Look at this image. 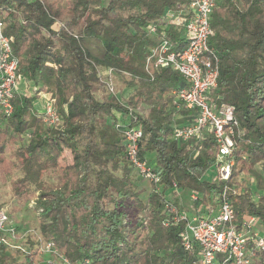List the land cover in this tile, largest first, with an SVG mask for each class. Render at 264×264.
<instances>
[{
	"label": "trees",
	"instance_id": "trees-1",
	"mask_svg": "<svg viewBox=\"0 0 264 264\" xmlns=\"http://www.w3.org/2000/svg\"><path fill=\"white\" fill-rule=\"evenodd\" d=\"M188 2L0 0L17 73L34 85L29 96L14 94L9 117L0 115V180L20 174L12 181L11 197L18 204L34 202L41 237L71 262L193 264L194 253L185 251L179 238L182 225L164 207L173 198L166 195L173 184L186 195L200 193L204 204L226 188H238L239 193L227 194L236 219L253 216L264 230V176L256 171V166L264 170V0H223L211 15L208 43L219 59L214 94L233 107L241 131L231 153L230 178L216 182L203 178L216 165L214 141L205 137L177 144L171 137L173 125L191 116L174 103L181 76L171 69L148 73L144 68L156 44L146 26ZM105 69L113 71L111 79L119 76L124 87L134 89L125 103L117 95L96 98L99 87L107 90L106 77L100 76ZM41 92L61 117L56 125L42 124L34 108ZM140 105L143 115L135 112ZM130 115L143 132L139 157L153 162L160 174L159 191L151 183L137 188L135 180L148 181L125 160L115 122ZM17 137L26 144L16 147ZM65 151L70 162L60 170ZM250 179L261 191L256 202L246 183ZM29 243L31 251L19 262H2L35 261L37 244ZM253 264H264V252Z\"/></svg>",
	"mask_w": 264,
	"mask_h": 264
},
{
	"label": "built area",
	"instance_id": "built-area-1",
	"mask_svg": "<svg viewBox=\"0 0 264 264\" xmlns=\"http://www.w3.org/2000/svg\"><path fill=\"white\" fill-rule=\"evenodd\" d=\"M223 0H189L186 7L178 5L176 10L167 9L158 21L146 26L148 35L156 37V44L149 49L145 71L171 69L177 72L183 85L172 92L177 109L191 113L180 124H174L172 139L177 144L199 141L210 137L216 147V175L212 181L228 180L234 161L231 157L236 136L241 134L234 116L233 107L214 94L218 87L219 59L209 46L211 15ZM4 20L0 12V115L9 117L11 100L23 82L17 73L18 60L12 53V38L4 35ZM113 71H100L109 95L116 96L111 81ZM39 112L42 124L53 126L60 122V115L47 97ZM126 121L115 122V128L123 135L126 162L146 181L161 188L160 174L145 159L139 157L143 136L140 124L130 115ZM25 138L31 140L26 133ZM182 191L172 186L173 199L164 203L172 221L182 225L179 234L185 251L194 253L193 264H253L258 254L264 252V231L258 227L257 219L244 215L237 220L228 192L239 193L238 188H226L221 196L211 198L204 204L196 191L189 193L192 213H187L173 203ZM167 197V198H168ZM30 230H22L9 213L0 208V264L2 258L9 260L17 254L18 260L30 250L27 241ZM36 260L27 264H91L85 259L71 262L52 241L38 239Z\"/></svg>",
	"mask_w": 264,
	"mask_h": 264
},
{
	"label": "rangeland",
	"instance_id": "rangeland-1",
	"mask_svg": "<svg viewBox=\"0 0 264 264\" xmlns=\"http://www.w3.org/2000/svg\"><path fill=\"white\" fill-rule=\"evenodd\" d=\"M67 3H71L72 0H66ZM114 79H111L113 86H114V93H116V98L118 97L119 101L121 103H125L126 99L128 98V96L132 93V91L134 90L133 88L130 87H124L122 82H121V78L119 76H114ZM106 80V79H104ZM25 82H19L18 85V90L19 87H21L23 89H27L26 92L27 94H32L31 92L34 91V85L33 84H28L25 85ZM105 85V84H104ZM105 90L104 88L99 87L97 89V91L95 92V96L97 99H105V98H110L109 97V92ZM46 94V93H45ZM47 95V94H46ZM38 102V101H37ZM34 108L37 109V105L34 102ZM136 113L143 115L146 113V110H144L143 106H139L136 108L135 110ZM119 116V115H117ZM116 116V117H117ZM119 118V117H118ZM121 119V118H119ZM178 119V118H177ZM21 144H26L24 139H21L20 137H17L16 142H15V146H21ZM70 162V154L68 151H65L64 154L62 155L61 159H60V170L64 169L66 164ZM153 164V162H152ZM151 164V165H152ZM256 171L259 173H263L264 176V170L262 169L261 166H256ZM216 175V166L209 168L206 173L204 174L203 178L205 180L209 179L212 180V178ZM20 177L19 173H15L13 176H6L4 175L3 180H0V208L6 210L9 215L11 216L12 220L22 229V230H30L31 233L28 234L27 236V241L31 242L34 241L36 242V244L39 243L38 239L43 240V238L40 235V231H39V227H38V218L35 214V211L33 209L32 206H34V202L33 201H28L24 204H18L12 197H11V187H12V181L14 179H18ZM136 178V176H135ZM244 179L243 175L242 177H240V181ZM136 186L137 188H148L150 187V183L149 182H141L138 179L135 180ZM247 184H249V188L250 191L252 192L253 195V200L256 202L257 198L256 195L260 194L261 191L256 190V186H255V182L253 179H250L249 182H246ZM257 192V193H256ZM173 199V198H171ZM177 204L182 208L183 211L189 213L193 212L192 209V203L189 200V195L184 194L183 192H181L179 194V197L177 199ZM17 206V207H16ZM16 208V209H14ZM258 227L260 229H262L263 227H261L260 225H258ZM14 260L17 258V254L12 255V257ZM5 259V258H2ZM20 258L18 257V260H16V262H19ZM37 261V260H35ZM2 264H4L2 262Z\"/></svg>",
	"mask_w": 264,
	"mask_h": 264
},
{
	"label": "crops",
	"instance_id": "crops-1",
	"mask_svg": "<svg viewBox=\"0 0 264 264\" xmlns=\"http://www.w3.org/2000/svg\"><path fill=\"white\" fill-rule=\"evenodd\" d=\"M28 84H33V83H26L25 85H28ZM22 88L19 87V90L17 91L19 94H25L27 96L31 95V94H27L26 90L27 89H23L21 90ZM32 93V92H31ZM46 97V94H44L43 92H41L38 96V99L35 101L36 105H37V109H35L36 111H40L42 106H43V103H44V100L43 98ZM38 101V102H37ZM34 105V104H33ZM264 231V230H262Z\"/></svg>",
	"mask_w": 264,
	"mask_h": 264
}]
</instances>
